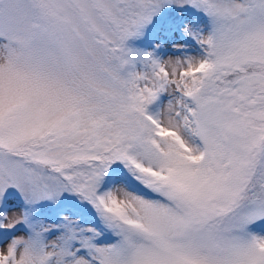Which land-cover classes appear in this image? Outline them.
I'll list each match as a JSON object with an SVG mask.
<instances>
[{"label":"snow or ice","instance_id":"snow-or-ice-1","mask_svg":"<svg viewBox=\"0 0 264 264\" xmlns=\"http://www.w3.org/2000/svg\"><path fill=\"white\" fill-rule=\"evenodd\" d=\"M0 264H264V0H0Z\"/></svg>","mask_w":264,"mask_h":264}]
</instances>
